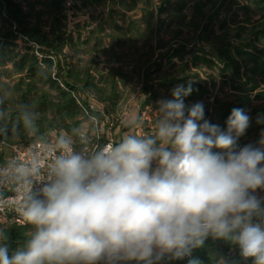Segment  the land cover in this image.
I'll list each match as a JSON object with an SVG mask.
<instances>
[{
    "label": "clouds",
    "instance_id": "1",
    "mask_svg": "<svg viewBox=\"0 0 264 264\" xmlns=\"http://www.w3.org/2000/svg\"><path fill=\"white\" fill-rule=\"evenodd\" d=\"M191 91L178 85L172 99L157 102L150 134L79 150L60 136L43 166L34 154L0 168V184L23 190L17 211L30 226L15 248L0 230V264H156L169 254L190 257L209 236L264 264V197L255 194L264 190V137L259 147L240 146L248 113L233 108L222 129L205 118L202 102L185 104ZM17 110L35 133L34 108Z\"/></svg>",
    "mask_w": 264,
    "mask_h": 264
},
{
    "label": "trees",
    "instance_id": "2",
    "mask_svg": "<svg viewBox=\"0 0 264 264\" xmlns=\"http://www.w3.org/2000/svg\"><path fill=\"white\" fill-rule=\"evenodd\" d=\"M47 1L48 16L53 18L49 30H45L39 18L33 17L31 11H25L21 4L14 0H0V83L3 80L9 81L16 78L27 89L25 92L22 91L19 105L30 106L28 100L30 93L38 85L41 88L35 133L25 129L17 108H10L0 91V111L6 113V117L0 120V165L7 163L9 158L7 149L14 146L16 140L23 146H27L34 142H48L52 134L59 137V134L63 132L77 150L84 145L92 147L97 142L103 144L106 138L100 137L98 129L101 125L112 127L113 117L118 110L120 94L117 92V83L111 81L110 87L104 89L88 69L81 71L67 60L65 50L70 51L72 37L60 30V17L65 8V1ZM94 1L101 3L105 0ZM159 2L161 13L171 0H159ZM225 2L226 0H221L219 9L225 5ZM250 2L257 9L264 10V0H250ZM176 5L179 14L186 8V3L182 0ZM232 5L238 4L232 2ZM227 11H231L230 6ZM194 14L205 23L204 41L212 39L213 51L189 50L181 47L167 52L163 57L168 63H172L175 59L183 62L185 57L188 58L179 72L183 76L181 78L178 76L174 80L158 81L156 87L146 83L140 93L146 97L144 105L150 102L156 103L161 99L170 100L173 98V89L178 85L187 87L190 84L188 81L197 77L184 76L191 69L217 72L222 84L240 98L237 106L225 108L221 115L213 114L210 104H205V118L226 129L225 122L233 108L248 111L249 97L252 95L256 101L264 99V50H260L257 45L264 41V26L253 30V38L249 42L241 41L231 44L223 40V36L219 38L214 35L213 30L210 29L212 18L206 17L201 5L194 6ZM179 17L184 19V16ZM220 25H223V22ZM196 28L198 29L197 24ZM220 29L222 30L223 27ZM19 44L23 45L22 49L19 48ZM190 85L192 91L184 97L186 105L203 102L209 96L210 91L206 83ZM211 87L214 88L215 84L213 83ZM260 89L262 92H259ZM160 90L166 93V98H161ZM90 99L96 100L103 106L101 113L91 110ZM91 118L97 122L96 128ZM85 123L89 124L90 131L94 130L93 134L88 135V132L84 130ZM82 131L85 132L83 138L80 136ZM29 229L30 226L27 224L25 226L8 223L0 225V230L8 233L9 242L13 248L23 244ZM191 258H198L201 264H217L221 258L225 264H252L251 258L245 260L240 255L238 246L212 236L204 241L202 247L193 249L190 257L173 259L169 254L156 264H188ZM119 264H138V262L120 261Z\"/></svg>",
    "mask_w": 264,
    "mask_h": 264
},
{
    "label": "rangeland",
    "instance_id": "3",
    "mask_svg": "<svg viewBox=\"0 0 264 264\" xmlns=\"http://www.w3.org/2000/svg\"><path fill=\"white\" fill-rule=\"evenodd\" d=\"M14 1L25 11H31L43 28L49 30L53 18L48 16L47 0ZM64 1L60 30L72 37L70 51L65 50L67 60L81 71L88 69L104 89L110 87L111 81L117 83L120 100L112 127L101 125L98 129L100 137L112 143L133 132L147 135L154 131L158 101L144 105L146 97L140 91L146 83L156 87L158 81L181 78L183 75L179 72L188 60L185 57L183 62L175 59L168 63L163 57L167 52L181 47L213 51L212 39L204 41L205 23L194 14L196 4L203 7L207 18H212L210 29L214 35L223 36V40L231 44L249 42L253 38V30L264 26V10L257 9L250 0H226L221 9V0H182L186 8L181 14L177 12L176 5L180 0H171L161 13L159 0ZM232 2L238 5H232ZM229 6L230 12L227 11ZM179 16H184V19ZM257 45L264 50V41ZM19 48L22 49L23 45L19 44ZM185 75L197 76L188 81L190 84H207L210 93L202 103L210 104L213 114L221 115L225 108L237 106L240 96L222 84L217 72L191 69ZM213 83L214 88L211 87ZM26 90L16 78L0 83V91L10 108H17L22 91ZM40 90L38 85L28 97L30 106L37 113ZM159 94L166 98L164 91L160 90ZM89 106L93 111H103V106L94 99L89 100ZM249 106L246 112L251 118L250 127L238 143L240 146L252 144L259 147V141L264 137V123L258 124L257 117H264V99L256 101L252 95ZM83 128L88 135L94 133V130L90 131L89 124H83ZM60 136L66 135L62 132ZM15 143L14 146H23L18 140ZM12 147L7 149L9 156ZM255 194L264 197V190L258 189ZM1 224L3 222L0 221Z\"/></svg>",
    "mask_w": 264,
    "mask_h": 264
},
{
    "label": "built area",
    "instance_id": "4",
    "mask_svg": "<svg viewBox=\"0 0 264 264\" xmlns=\"http://www.w3.org/2000/svg\"><path fill=\"white\" fill-rule=\"evenodd\" d=\"M91 122L93 123L94 128H96L97 122L93 118H91ZM84 133L85 132L82 131L80 135L81 138L84 137ZM56 140L55 134H52L51 139L48 142H34L27 146H13L11 148V154L7 159V163L5 165H0V168L6 167L11 162H28L34 154L39 156V163L43 166L46 161L51 158V153L47 149L50 145H53ZM106 143H112V141L106 139V142L103 144ZM96 145L102 144L97 142L92 147L84 145L83 148L91 149ZM72 146L74 147L73 143ZM17 188L18 185L15 183L0 184V221L3 222V224L8 223L17 226H25L27 223L17 211L23 199V190L21 189L18 191ZM38 188L39 185H37L34 190H38Z\"/></svg>",
    "mask_w": 264,
    "mask_h": 264
}]
</instances>
